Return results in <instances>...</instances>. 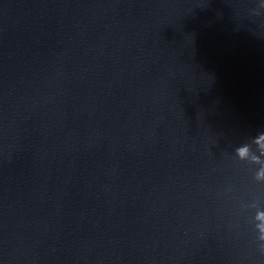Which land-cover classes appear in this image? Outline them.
<instances>
[{
  "label": "water",
  "instance_id": "obj_1",
  "mask_svg": "<svg viewBox=\"0 0 264 264\" xmlns=\"http://www.w3.org/2000/svg\"><path fill=\"white\" fill-rule=\"evenodd\" d=\"M0 264H264V0H0Z\"/></svg>",
  "mask_w": 264,
  "mask_h": 264
},
{
  "label": "clouds",
  "instance_id": "obj_2",
  "mask_svg": "<svg viewBox=\"0 0 264 264\" xmlns=\"http://www.w3.org/2000/svg\"><path fill=\"white\" fill-rule=\"evenodd\" d=\"M242 154V153H241Z\"/></svg>",
  "mask_w": 264,
  "mask_h": 264
}]
</instances>
